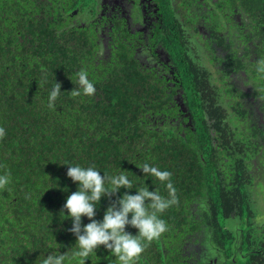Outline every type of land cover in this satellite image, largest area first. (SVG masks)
Returning <instances> with one entry per match:
<instances>
[{
	"label": "trees",
	"instance_id": "1",
	"mask_svg": "<svg viewBox=\"0 0 264 264\" xmlns=\"http://www.w3.org/2000/svg\"><path fill=\"white\" fill-rule=\"evenodd\" d=\"M91 1L0 0V175H9L0 188V264H40L56 251L65 253L66 264H79L72 256L71 219L61 212L77 190L65 163L94 165L109 176L123 170L131 188L121 193L147 185L165 198V184L142 174L140 166L171 173L177 203L159 214L167 230L147 244L136 264H264V225L256 226L246 187L254 184L247 162L264 153V129L241 135V122L246 128L255 121L256 105L233 93L239 82L224 79L225 70L185 44L183 19L195 13L196 0L158 2L169 67L179 81L127 48L104 56L98 31L67 20L74 7L82 11ZM255 1L246 27L264 40V0ZM210 13L205 21L216 25L217 14L206 18ZM81 69L95 85L92 96L71 94ZM243 80L262 96L257 106L264 119V70L258 66ZM57 82L61 92L49 107ZM115 199L102 198L96 220ZM85 264L118 262L99 246Z\"/></svg>",
	"mask_w": 264,
	"mask_h": 264
},
{
	"label": "flooded vegetation",
	"instance_id": "2",
	"mask_svg": "<svg viewBox=\"0 0 264 264\" xmlns=\"http://www.w3.org/2000/svg\"><path fill=\"white\" fill-rule=\"evenodd\" d=\"M159 0H93L79 11L74 7L67 18L69 24L80 22L84 31H98L97 44L104 56H109L110 51L117 55L123 48L133 50L140 57V61L148 62V66L155 65L166 78L176 79L175 71L169 67L166 50V32L161 28V14L158 6ZM196 11L189 17V23L183 19L185 24L182 34L188 38L185 42L191 51H196L202 56L207 64L220 70L224 79H232L239 82L233 93H238L239 98L246 97L254 102L255 121L248 126L243 125L242 136L247 135L248 130L255 131L264 129V119L257 104L262 100V96L253 95L254 88L257 87L247 80L244 84L246 74L255 70L258 66L264 70V40L260 33H256L254 28H247L249 17L253 16L256 10L249 12L248 7H252L255 0H224L218 6L214 0L206 5L205 0H196ZM217 4L220 12L216 10ZM201 7L206 10H199ZM211 11L206 18L211 19L212 13H216V25H211L205 21L203 15ZM254 12V13H253ZM258 29V28H257ZM120 32L124 37L120 39ZM160 32V34H159ZM175 75V78H173ZM216 75L213 74V78ZM180 77V76H179ZM181 78V77H180ZM215 91V89L213 90ZM243 91V94H240ZM197 95L203 96V90H197ZM247 93V94H246ZM215 94H211L213 97ZM226 96H228L226 94ZM182 136L184 134H181ZM249 176H253V171H248ZM251 188L250 196L253 199L255 184L246 186ZM257 227H262L259 222ZM236 227V226H235Z\"/></svg>",
	"mask_w": 264,
	"mask_h": 264
},
{
	"label": "clouds",
	"instance_id": "3",
	"mask_svg": "<svg viewBox=\"0 0 264 264\" xmlns=\"http://www.w3.org/2000/svg\"><path fill=\"white\" fill-rule=\"evenodd\" d=\"M88 77L89 73L85 69L76 73L71 91L73 96H92L95 93V85ZM60 92L61 85L57 82L48 94L49 107L54 106ZM3 134L4 129L0 128V136ZM63 165L68 166L67 177L77 184V190L66 197L61 210L64 215L66 210L65 216L71 219L72 226L68 230L76 238V250L72 256L79 258V264H85L89 254L103 246L116 258L118 264H136L147 244L158 239L167 230V225L159 218V214L177 203L176 189L170 181L171 173L149 163L140 166L142 174L165 184L168 192V197L165 198L154 190L150 191L147 185L134 194L128 191L121 193V189L131 188V181L123 170L109 176L104 173L101 175L94 165ZM8 183L9 175H0V188ZM111 197L116 199L104 210L102 219L96 220L97 204L100 205L102 198ZM82 218H87L89 222L83 224ZM126 227L136 229V234L127 232ZM66 260L65 253L56 251L44 255L40 264H66Z\"/></svg>",
	"mask_w": 264,
	"mask_h": 264
},
{
	"label": "rangeland",
	"instance_id": "4",
	"mask_svg": "<svg viewBox=\"0 0 264 264\" xmlns=\"http://www.w3.org/2000/svg\"><path fill=\"white\" fill-rule=\"evenodd\" d=\"M236 122H231V127H233ZM254 151V149H251ZM255 152V151H254ZM248 171H253L254 177V194H253V207L255 212V219L259 222V225L264 223V153H258L254 155L251 161L247 162ZM251 188L249 189V193ZM227 221H230L228 219Z\"/></svg>",
	"mask_w": 264,
	"mask_h": 264
},
{
	"label": "crops",
	"instance_id": "5",
	"mask_svg": "<svg viewBox=\"0 0 264 264\" xmlns=\"http://www.w3.org/2000/svg\"><path fill=\"white\" fill-rule=\"evenodd\" d=\"M241 100V103L243 102L242 99ZM231 125V124H230ZM237 123L233 126V127H236ZM236 133L239 132V131H235ZM242 135V134H241Z\"/></svg>",
	"mask_w": 264,
	"mask_h": 264
}]
</instances>
